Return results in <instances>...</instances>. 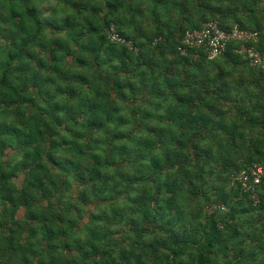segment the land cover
Here are the masks:
<instances>
[{"label":"trees","instance_id":"obj_1","mask_svg":"<svg viewBox=\"0 0 264 264\" xmlns=\"http://www.w3.org/2000/svg\"><path fill=\"white\" fill-rule=\"evenodd\" d=\"M208 21L264 58V0H0V264H264V177L257 207L230 182L264 168V69L180 56Z\"/></svg>","mask_w":264,"mask_h":264},{"label":"built area","instance_id":"obj_2","mask_svg":"<svg viewBox=\"0 0 264 264\" xmlns=\"http://www.w3.org/2000/svg\"><path fill=\"white\" fill-rule=\"evenodd\" d=\"M107 39L110 42L125 45L129 49L136 51L131 40L125 39L118 34L113 25L106 30ZM238 44L235 53L245 58L246 63L251 68L264 69V58L256 49L258 42V33L241 29L238 25H233L230 30H224L217 21H208L199 29L186 30L180 44L177 47V53L180 56H186L191 50L204 49L208 60H214L221 57L229 43ZM264 177V168L260 163H253L245 170L235 171L230 175L232 185L240 187L241 191L249 196L254 207L260 204L259 185ZM214 211H225L222 203H210L206 207L207 214ZM222 228V225H219Z\"/></svg>","mask_w":264,"mask_h":264},{"label":"rangeland","instance_id":"obj_3","mask_svg":"<svg viewBox=\"0 0 264 264\" xmlns=\"http://www.w3.org/2000/svg\"><path fill=\"white\" fill-rule=\"evenodd\" d=\"M4 154H5V156H3V161H7L10 157H11V155L13 154V150H11V149H7V150H5V152H4ZM17 184H19L20 182H21V178H19V179H17L16 181H15ZM208 205V204H207ZM206 206V204L204 205V207ZM22 215H23V210H20L19 212H18V218H20V217H22Z\"/></svg>","mask_w":264,"mask_h":264},{"label":"crops","instance_id":"obj_4","mask_svg":"<svg viewBox=\"0 0 264 264\" xmlns=\"http://www.w3.org/2000/svg\"><path fill=\"white\" fill-rule=\"evenodd\" d=\"M225 67H227L226 65H224ZM223 67V65H221L219 68H222ZM219 68H216L217 70L219 69Z\"/></svg>","mask_w":264,"mask_h":264}]
</instances>
